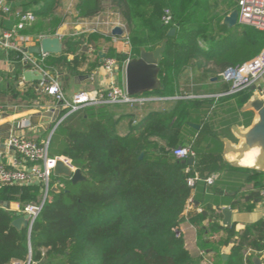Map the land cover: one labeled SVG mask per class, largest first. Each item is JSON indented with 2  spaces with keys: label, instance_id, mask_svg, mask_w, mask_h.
Wrapping results in <instances>:
<instances>
[{
  "label": "trees",
  "instance_id": "obj_1",
  "mask_svg": "<svg viewBox=\"0 0 264 264\" xmlns=\"http://www.w3.org/2000/svg\"><path fill=\"white\" fill-rule=\"evenodd\" d=\"M40 2L43 5L36 15L49 16L55 0H29L21 12H30ZM118 4L132 28V50L129 55L113 52L110 56L123 69L130 58L140 56L142 48L154 50L168 39L160 74L164 96L175 94L172 88L176 78L194 57L203 56L205 61L231 65L230 68L243 65L264 50L263 32L240 25L243 35L238 39L234 31L239 28L229 30L222 25L220 28L230 36L218 43L209 58L198 39L210 30L205 21L211 9L208 0H118ZM79 9L81 16H95L98 0H83ZM166 9L173 15L170 27L161 23ZM59 23V20L52 23L48 35L53 34ZM172 28L177 32L169 38ZM32 32L41 34V27L36 24L25 31ZM66 45L65 52L74 58L68 62L64 52L57 64L78 71L90 63V55L86 54L89 44L84 37L67 40ZM12 56L20 61L16 53ZM97 66L95 58L93 67ZM35 94L27 91L21 102L31 100L42 105ZM244 94L232 95L228 100L235 98L241 104L247 99ZM224 101L179 100L171 110L152 114L123 137L115 133L105 106H86L69 115L53 135L49 156L69 158L88 180L75 185L61 175H52L48 198L31 234L12 225L21 216L19 213L0 207V264L24 262L30 252L34 264H202V259L190 255L184 237L177 233L186 221L184 213L193 191L189 179L195 178L197 167L188 170V165L176 159L172 150L190 147L199 159L203 149L188 142L196 134L193 118L197 116L208 123ZM33 106L30 104L28 108ZM152 136L164 138L168 145L160 147L150 141ZM217 171L218 168L210 172ZM252 174L256 183L263 184L264 173ZM43 189L41 184L0 186V201L17 202L23 209L40 204ZM189 222L198 232L201 251L214 255L210 259L211 262L214 259L212 264H243L247 250L264 248V221L247 227L239 235L232 226L223 228L217 221L210 222L207 212L191 217ZM230 246V259L224 262L222 249Z\"/></svg>",
  "mask_w": 264,
  "mask_h": 264
},
{
  "label": "crops",
  "instance_id": "obj_2",
  "mask_svg": "<svg viewBox=\"0 0 264 264\" xmlns=\"http://www.w3.org/2000/svg\"><path fill=\"white\" fill-rule=\"evenodd\" d=\"M29 0H4V4L11 8L13 12L25 11L24 4ZM238 0H208L210 4V12L205 21L210 26L207 33L200 34L199 46L211 58L212 52L218 48V43L225 41L229 36L226 30L220 28L225 26L224 19L237 8ZM83 0H55L54 9L47 17H38L36 14L41 9L43 3L35 4L28 11L33 12L35 21L19 31V36L28 38V42L24 44L25 48H33L40 46V37H59L64 45V52L67 49V40L78 39L84 37L88 47L86 54L90 55V63H86L78 71L69 70L68 67L57 64L61 55H50L47 65L58 76L61 81L66 97L75 104H91L98 100L99 92L107 88L111 82V77L104 71L103 62L106 58H113L112 53H120L129 55L132 47L127 42L128 34H130V25L126 21L118 0H98V14L92 16L80 15V5ZM56 20L59 25L55 27L53 34H49L53 27L51 26ZM127 22V23H126ZM19 19L14 14L2 15L0 17V32L11 31L18 25ZM41 27V34L37 32L25 33L33 25ZM39 25V26H38ZM241 24L234 28H239ZM119 27L123 34L121 36H113L114 28ZM208 27V28H209ZM229 30L234 28H229ZM132 30V29H131ZM238 39L242 38L243 30L239 28L234 31ZM92 38L93 42L88 38ZM88 38V39H87ZM152 51V50H147ZM63 52V53H64ZM11 51L0 46V105H14L16 109H12L5 114L0 115V127L11 125L18 129L19 134L38 142L41 145L51 142L53 135H50L51 128L55 123H51V128L47 129V125H42L45 121L44 117H38L37 125H31V118L46 112L50 109H58L55 102L49 96H38L42 105L38 102L22 101L27 91H34L32 86L26 84L23 74L27 71L24 65L12 56ZM99 53L106 54V58L101 61ZM68 62H71L74 55L67 52L64 53ZM95 58L98 59V66L93 67ZM133 59V58H130ZM129 59V60H130ZM231 65L224 64L219 66L212 60L205 61L203 56L194 57L189 64L190 69L185 73H181L175 80V86L172 88L175 92L172 96L162 95L161 91L152 92L142 97L149 101L141 107L131 108L127 105H108L105 111L110 115L114 123V131L119 136H127L131 130L145 122L152 114L163 113L171 110L179 100H197V99H224L220 102L218 114L214 116L208 123H203L202 119L197 116L193 118L195 130L189 132L193 137L188 142H193L199 149H203V154L196 159L195 167L197 173L195 184L193 186L192 198L184 213L186 221L181 224L177 233L182 235L185 240L186 248L193 258L202 259V264H212L213 254L202 255L198 232L189 219L193 216H200L203 212H207L211 221H217L221 227H234L238 235L247 227L254 225L260 221H264V200L260 197L259 191L264 187L258 184L253 178V172L264 173V171L254 169H242L237 163H229L226 156L233 151V146L237 145L239 140L237 134L240 130L249 128L254 119L255 114L252 111L245 110L244 107L249 99L254 95L250 89L233 94L230 92L231 85L225 82L220 74ZM126 63L123 69H118L114 79L116 83L122 87H126ZM217 75V76H216ZM89 76V78L81 79L80 77ZM219 76V77H218ZM161 80V79H160ZM194 85L193 91L187 93L189 82ZM162 82V80H161ZM163 84V82H162ZM264 86V81L260 83ZM227 86L229 88H227ZM225 87L227 89H225ZM35 92V91H34ZM193 92V93H192ZM245 93L247 99L241 104L237 99H230L232 95ZM34 105L32 108L28 106ZM64 112H60L57 121L62 120ZM51 120V118L49 119ZM190 135V136H191ZM1 137V135H0ZM150 141L157 143L160 147H166L168 141L157 136L150 137ZM2 140L0 139V146ZM15 154L9 149L2 150L0 148V159L10 168L13 167ZM196 158V157H195ZM193 166V167H194ZM188 166V170L193 168ZM20 170H30L32 165L23 164L18 167ZM218 168L217 173L210 172ZM232 168H240L250 172H237ZM54 176L56 174H53ZM38 185V183L34 184ZM56 188V187H55ZM54 189V188H53ZM9 210L19 213L22 209L17 202L9 204ZM223 209L232 212V223L230 226H223L224 215ZM206 226L209 222L205 223ZM223 232L220 236H223ZM232 246L222 249V255L227 256V262L230 259ZM222 256V259H223ZM254 259L252 263L254 264Z\"/></svg>",
  "mask_w": 264,
  "mask_h": 264
},
{
  "label": "built area",
  "instance_id": "obj_3",
  "mask_svg": "<svg viewBox=\"0 0 264 264\" xmlns=\"http://www.w3.org/2000/svg\"><path fill=\"white\" fill-rule=\"evenodd\" d=\"M3 2L4 0L0 1V17L4 14H14L19 19V23L11 31L0 32V46L16 53L17 58L27 70L32 72L37 71L42 76L41 81L26 84L32 86L38 96L45 95L53 99L56 107L64 112L62 121L86 106L127 105L135 108L141 107L149 101L145 97L130 96L126 87H122L116 83L114 76L119 69V64L114 58H106L103 62V69L111 77V82L107 88L99 92L98 100L95 103L80 105L70 101L65 95L60 79L47 65L50 54H30L24 46L28 42V38L19 36L20 30L35 21L34 13L13 12ZM237 7L239 13L238 22L241 25L252 27L264 33V0H238ZM172 20L173 15L171 10L166 9L162 17L163 25L170 27ZM40 39H43V37H40ZM127 42L128 44L130 43L129 38H127ZM222 78L231 85L230 92L233 94L250 89L252 86H259L263 88L262 93L264 95V86L260 85L264 81V50L257 57L243 65L228 68L222 74ZM16 108L17 106L14 105H0V115ZM18 131V129L12 127L10 138L5 142L7 149H13L15 159L12 168L0 159V186H28L36 183L43 186L42 202L40 204L25 206L19 211L21 216L27 215L29 217L32 229L48 198L50 178L55 174L57 164L62 162L69 169V180L72 179L78 168L67 157H50L49 142L41 145L34 140L20 135ZM172 152L178 160H187L190 157H195V152L186 146L177 147ZM23 164L32 165V168L30 170H20L18 167ZM194 184L195 180L189 179V185L193 187ZM259 195L264 200V187L259 191ZM202 255H205V253L202 252ZM253 258H260L264 263V248L261 251L247 250L244 254L243 264H251ZM12 264H34L32 253L30 252L26 261H14Z\"/></svg>",
  "mask_w": 264,
  "mask_h": 264
},
{
  "label": "water",
  "instance_id": "obj_4",
  "mask_svg": "<svg viewBox=\"0 0 264 264\" xmlns=\"http://www.w3.org/2000/svg\"><path fill=\"white\" fill-rule=\"evenodd\" d=\"M1 1V0H0ZM239 13L237 10L231 12L224 19V24L229 28H234L238 25ZM176 28H172L168 37H174L176 35ZM123 34L119 27L114 28L112 35L117 37ZM168 45V39L164 40L162 44L156 47L152 51L141 49V54L138 58L130 59L125 67L126 71V89L130 96L142 97L146 94L161 91L163 84L160 80L161 63L163 60V54L166 52ZM30 54H50L61 55L64 52V45L61 39L55 37H45L41 40L40 46L27 48ZM101 61L106 58V54L99 53ZM81 79L89 78V76H81ZM23 79L26 83H36L42 80V76L37 71H25ZM263 88L259 86H252L251 91L254 95L249 99L244 109L252 111L255 114V119L252 125L240 130L237 134L239 140L238 144L233 146V151L226 156L229 163H237L242 169H254L264 171V95L262 93ZM60 109H50L46 112L38 114L31 118V125L36 126L38 117H44L45 121H42V125H47V129L51 128V123H55V126L51 128L50 135L52 136L61 124L62 120L57 121L60 115ZM51 118V120H49ZM11 125H4L0 127V139L2 144L0 148L7 150L5 142L10 138ZM14 154L12 148L9 149ZM144 154L140 155L142 159ZM196 158L190 157L187 160H182V163L187 164L190 167L195 165ZM55 174L58 176H70V171L62 162H59L55 169ZM88 178L83 172L78 169L73 175L71 181L73 184H79L86 182ZM54 191L57 189L54 188ZM0 207L4 210H9V203L0 201ZM224 220L222 225L227 227L232 223V212L227 209H223ZM12 225L18 230H28L31 234V223L27 215L18 217L13 221ZM227 256H223V260H227ZM254 264H264L260 258L254 259Z\"/></svg>",
  "mask_w": 264,
  "mask_h": 264
},
{
  "label": "rangeland",
  "instance_id": "obj_5",
  "mask_svg": "<svg viewBox=\"0 0 264 264\" xmlns=\"http://www.w3.org/2000/svg\"><path fill=\"white\" fill-rule=\"evenodd\" d=\"M238 8V7H237ZM122 13H123V11H122ZM124 15V14H123ZM163 17V16H162ZM127 21V20H126ZM127 23V22H126ZM161 23L163 24V22H162V18H161ZM129 29H130V34H128V38H129V40H130V36H131V34H132V28H131V26H129L128 27ZM160 46V45H159ZM158 47V46H157ZM188 69H190V67L188 66L187 68H185L184 69V71H183V73H185ZM223 74V73H222ZM222 74H220L221 76H222ZM217 76V75H216ZM219 77V76H218ZM194 85H196V86H200L201 85V83H198V84H196V83H194V82H189L188 83V87H187V93L188 94H190L191 93V91H193V88H194ZM191 87H193V88H191ZM227 88H229L228 86H227ZM226 87H225V89H227ZM193 93V92H192ZM50 155H53V153H51ZM53 177H54V175H53ZM60 177H63V178H66V179H68V177H66V176H60Z\"/></svg>",
  "mask_w": 264,
  "mask_h": 264
}]
</instances>
